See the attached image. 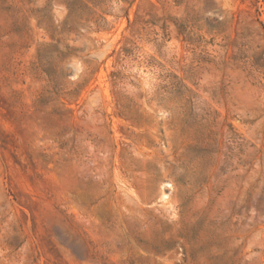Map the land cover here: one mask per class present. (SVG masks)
Listing matches in <instances>:
<instances>
[{
  "label": "rangeland",
  "instance_id": "rangeland-1",
  "mask_svg": "<svg viewBox=\"0 0 264 264\" xmlns=\"http://www.w3.org/2000/svg\"><path fill=\"white\" fill-rule=\"evenodd\" d=\"M0 264H264V0H0Z\"/></svg>",
  "mask_w": 264,
  "mask_h": 264
}]
</instances>
